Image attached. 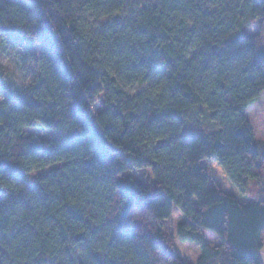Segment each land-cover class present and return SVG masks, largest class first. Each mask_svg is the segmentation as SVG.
Listing matches in <instances>:
<instances>
[{
  "label": "trees",
  "instance_id": "1",
  "mask_svg": "<svg viewBox=\"0 0 264 264\" xmlns=\"http://www.w3.org/2000/svg\"><path fill=\"white\" fill-rule=\"evenodd\" d=\"M154 1H0L3 45L36 69L0 102V264H185L159 227L176 212L195 264H264L247 116L264 95V0ZM41 124L64 139L26 135ZM159 140L174 160L152 156Z\"/></svg>",
  "mask_w": 264,
  "mask_h": 264
},
{
  "label": "rangeland",
  "instance_id": "2",
  "mask_svg": "<svg viewBox=\"0 0 264 264\" xmlns=\"http://www.w3.org/2000/svg\"><path fill=\"white\" fill-rule=\"evenodd\" d=\"M4 1V0H0ZM143 6L154 4V0H139ZM131 10L126 11L123 14H119L120 17L130 15ZM0 64L2 65L3 76L0 81V102L5 101L6 95H14L16 89H22V87L28 85L35 77L36 69L33 64H24L22 56L19 53H11L8 48L3 45L0 39ZM137 89H132L133 93H136ZM95 113L103 109V101L99 102L94 108ZM247 116L250 119L255 141L258 146L264 150V95L257 103V105L251 107L247 112ZM27 136L31 138H43V139H58L63 140L64 135L61 131L56 129L52 124H41L33 128L25 129ZM152 156L159 162L168 163L174 160L177 156V148L170 145L167 140H159L152 146ZM208 170L213 180L226 192L238 196L239 193L234 190L230 184L224 170L217 162H206ZM51 167L43 171H32L28 173L30 178H34L49 171ZM142 177L143 176L141 175ZM212 187V183L210 184ZM249 189L256 190L255 184L249 185ZM182 217L176 212L171 219L162 222L160 229L174 242L175 249L178 254L184 259L185 264H195L198 257V248L192 242H181L176 236V226L180 222ZM211 240L217 241L214 236H209Z\"/></svg>",
  "mask_w": 264,
  "mask_h": 264
},
{
  "label": "crops",
  "instance_id": "3",
  "mask_svg": "<svg viewBox=\"0 0 264 264\" xmlns=\"http://www.w3.org/2000/svg\"><path fill=\"white\" fill-rule=\"evenodd\" d=\"M256 105V104H255ZM262 260H263V263H264V248L262 250Z\"/></svg>",
  "mask_w": 264,
  "mask_h": 264
},
{
  "label": "water",
  "instance_id": "4",
  "mask_svg": "<svg viewBox=\"0 0 264 264\" xmlns=\"http://www.w3.org/2000/svg\"><path fill=\"white\" fill-rule=\"evenodd\" d=\"M0 81H1V77H0Z\"/></svg>",
  "mask_w": 264,
  "mask_h": 264
}]
</instances>
